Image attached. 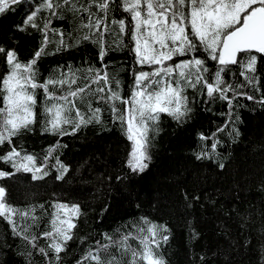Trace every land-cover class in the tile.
Returning <instances> with one entry per match:
<instances>
[{
  "label": "snow or ice",
  "instance_id": "6c2138e0",
  "mask_svg": "<svg viewBox=\"0 0 264 264\" xmlns=\"http://www.w3.org/2000/svg\"><path fill=\"white\" fill-rule=\"evenodd\" d=\"M25 37L38 38V46L22 58L20 38ZM86 43L96 49L99 67L86 57L42 73L46 57L64 56ZM117 52L130 58L123 68L129 73L127 84L120 72L109 71L116 65L105 62ZM241 97L264 109V0H0V218L7 225L0 238V264L9 252L22 264H66L69 242L76 240L75 264H170L163 251L173 238L167 221L142 213L129 222L130 229L121 225L112 232L78 236V221L87 223L88 217L78 197L63 202L72 193L53 192L50 213L45 204L17 207L9 202L10 182L18 174H30L32 182L46 183L54 173L60 185L77 176L83 185L98 184L101 197L114 181L131 194L136 179L150 171L163 117L183 126L193 119L198 103L206 112L217 104L227 106L218 113L223 124L211 136L198 133L201 143L193 152L195 160L215 161L223 170L220 137L226 134L233 143L240 137V110L247 107ZM90 126L98 135L118 133L125 139L115 167L102 159L103 152L78 167L67 156L61 159L69 147L62 139ZM37 132L54 139L42 157L17 143L24 134ZM258 190L264 193V176ZM232 192L224 217L235 222L236 231L220 223L217 236L226 246L193 251L194 262L238 264L237 257L253 247L251 236L245 235L252 213L241 211L240 192ZM218 194L223 195L204 192L202 198L185 190L183 206L223 212ZM103 203L101 222L111 206L110 201ZM258 215L264 216V208ZM46 217L48 224L41 230ZM186 223L189 239L199 240L195 218ZM260 231L264 233V222ZM258 251L264 262V241Z\"/></svg>",
  "mask_w": 264,
  "mask_h": 264
},
{
  "label": "trees",
  "instance_id": "16d2710c",
  "mask_svg": "<svg viewBox=\"0 0 264 264\" xmlns=\"http://www.w3.org/2000/svg\"><path fill=\"white\" fill-rule=\"evenodd\" d=\"M116 17L120 18L119 11ZM37 40L20 38L22 58L31 56L38 46ZM86 57L97 67L100 66L96 49L86 43L64 56L46 57L41 62V71L47 75L45 69L50 66L66 63L68 60L78 63ZM129 60V57L119 52L109 55L105 60L106 63L111 61L116 65V67H110L109 71L120 72L126 84L130 82L129 73L123 71V68L127 67ZM235 71L238 75L239 70ZM238 79L243 78L238 76ZM240 102L247 105L240 110L242 119L239 125L240 137L235 143L226 134H221L220 137L224 141V147L219 149V159L226 164L223 170L218 168L215 161L195 160L193 152L199 150L201 143L198 133L204 132L205 135L211 136L217 126L223 124L224 118H221L218 113L221 110L226 111L227 106L224 105L221 108L217 104L213 107V111L206 112L203 103H198L193 119L183 126L178 127L170 118L163 117L161 125L163 131L157 138L150 171L143 178L136 179L131 186V194L128 189L120 187L115 181L110 188L104 187V195L101 197L97 191L100 187L98 184L83 185L79 176L75 179L69 177L70 183L60 185L54 180V173L53 177L46 178V183L32 182L30 174H18L10 182L12 193L9 202L17 207L45 204V208L50 213L52 209L49 207V202L53 198L52 193L61 190L71 192L72 195L65 196L63 202H69L78 197L82 201L84 211L88 213L87 223L83 218L78 221V228L75 230L78 236L100 231L112 232L121 225H126L130 229L131 220L138 218L142 213H147L157 218L159 222L167 221L173 230V238L163 249L170 264H198V261L194 262L192 259L193 251L200 253L203 250L215 249L217 243L226 246V242L217 236V233L221 231L218 227L220 223L223 222L233 232L236 231L235 222L226 220L224 217V212L231 207L229 201L233 196L232 189L235 188L242 197L241 211L245 215L248 212L252 213V222L248 226L250 231H246L245 235H250L253 242V247L243 251L237 257V262L238 264H264L258 251L260 243L264 241V233L260 231L264 216L258 215L259 209L264 208V193L258 190L259 179L264 176V109L243 97L240 98ZM105 119H108L107 115ZM98 131L90 126L74 138H63L62 142L67 143L69 147L63 151L61 159L67 156V159L78 167L83 161L90 160L93 153L103 152V160L111 163L113 167L118 165L123 155L125 139L118 133L98 135ZM17 143L23 144L29 153L34 152L42 157L43 150L50 143H54V139L39 132L26 133ZM210 144L209 140L208 147ZM0 167L4 166L0 164ZM82 174L87 175V172L82 171ZM185 190L202 198L204 192L219 190L223 195L218 194L216 198L224 204V211L217 213L212 207L201 208L199 205L192 210H186L182 196ZM102 201H110L111 206L101 222L99 213L104 206ZM137 204H140V209H137ZM37 215H41L39 210ZM193 218L198 230L202 233L200 239L195 242L189 239L186 223ZM46 224H48L47 217L41 221L40 229L42 230ZM6 229V222L0 218V238ZM123 230L125 229L121 228V231ZM40 243L43 244L44 241L41 240ZM78 247H80L79 240L69 242L66 264H75L79 256L73 254V250ZM36 259L39 260L40 257L37 256ZM4 264H22V261L9 252ZM209 264H215V262L210 260Z\"/></svg>",
  "mask_w": 264,
  "mask_h": 264
}]
</instances>
